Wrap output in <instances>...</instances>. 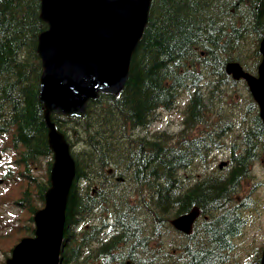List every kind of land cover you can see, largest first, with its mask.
<instances>
[{"label":"trees","instance_id":"16d2710c","mask_svg":"<svg viewBox=\"0 0 264 264\" xmlns=\"http://www.w3.org/2000/svg\"><path fill=\"white\" fill-rule=\"evenodd\" d=\"M40 8L41 0H0V147L24 146L27 163L50 154L38 99L43 66L37 43L47 27ZM263 36L264 0L152 1L121 92L101 93L88 103L83 117L57 118L76 145L78 177L90 181L82 192L75 183L69 196L61 264H127L128 257L133 264H159L147 244L170 234V219L194 205L201 208L202 222L189 241L180 242L181 262L176 263L230 264L242 220L229 201L257 157L264 124L250 96L234 135L232 120L224 119L227 112L214 99L231 80L226 62L243 61L247 54L256 65ZM187 89L186 128L178 138L137 132L150 124L157 107H171ZM228 134L239 138L244 151L238 154L234 147L233 167L225 176L188 183L179 175L195 159H205L209 148ZM110 164L122 165L121 173L148 189L134 200L132 193L103 187L92 193L91 181ZM30 209L32 213L34 207ZM101 211L108 215L103 221L110 216L113 222L107 237L95 219ZM80 221L91 224L77 232Z\"/></svg>","mask_w":264,"mask_h":264},{"label":"water","instance_id":"95a60500","mask_svg":"<svg viewBox=\"0 0 264 264\" xmlns=\"http://www.w3.org/2000/svg\"><path fill=\"white\" fill-rule=\"evenodd\" d=\"M150 5L151 0H42L41 17L48 28L38 43L44 66L40 100L46 107L55 163L45 207L35 215L36 237L23 238L9 264H59L76 164L65 135L51 121V112L83 115L87 100L98 96V91L118 93L123 88ZM260 50L264 56V39ZM227 71L247 80L264 120V57L259 77L236 61L227 64ZM197 213L194 210L173 223L189 231Z\"/></svg>","mask_w":264,"mask_h":264},{"label":"rangeland","instance_id":"374dc122","mask_svg":"<svg viewBox=\"0 0 264 264\" xmlns=\"http://www.w3.org/2000/svg\"><path fill=\"white\" fill-rule=\"evenodd\" d=\"M187 95L184 94L179 99L177 106L174 109H159L157 112V120L150 127V132H156L159 130H167L169 132H177L182 128L183 114L185 111ZM3 160L0 161V174L1 171L8 169V164H13L10 161L8 154H3ZM223 157L220 154L217 158L211 157L208 161V165L215 164V169L219 163H222ZM252 176L248 177L242 183V187L238 193L242 198H248L251 204V210L247 213V225L244 231L235 237L236 249L233 254V263L237 264H247L248 262L255 260L256 252L258 248L264 247V149L258 161L253 165ZM18 170V169H17ZM208 169L204 167L195 166L191 171H186V174H196L200 172H207ZM37 174L40 176L47 172L45 161L37 168ZM214 169H210L213 172ZM14 177L7 176L4 185L0 188V192L3 188H7L9 183ZM19 187H15L13 191L7 193L5 196L1 197L0 200V212L7 211L11 214V218L14 215H18L21 218L29 217V212L27 210L21 211L19 206H17L14 200L19 195ZM38 203V200H37ZM1 224V223H0ZM28 224V223H27ZM6 228H2L0 225V231L4 232ZM23 234V231H22ZM18 235V234H17ZM21 235V233H19ZM17 242L15 239L12 244L5 242L2 244V248L8 249L12 247ZM2 250V249H1ZM0 250V264H4V255ZM8 252V251H7ZM6 252V253H7ZM231 258H229V262Z\"/></svg>","mask_w":264,"mask_h":264},{"label":"bare ground","instance_id":"6f19581e","mask_svg":"<svg viewBox=\"0 0 264 264\" xmlns=\"http://www.w3.org/2000/svg\"><path fill=\"white\" fill-rule=\"evenodd\" d=\"M221 136H222V134H221ZM193 162V161H192ZM146 192V191H145Z\"/></svg>","mask_w":264,"mask_h":264}]
</instances>
